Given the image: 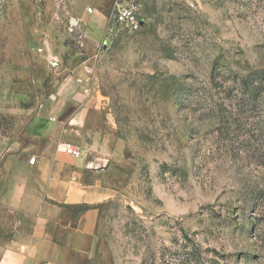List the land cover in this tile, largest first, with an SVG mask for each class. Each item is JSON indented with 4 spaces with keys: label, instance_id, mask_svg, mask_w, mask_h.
Segmentation results:
<instances>
[{
    "label": "rangeland",
    "instance_id": "rangeland-1",
    "mask_svg": "<svg viewBox=\"0 0 264 264\" xmlns=\"http://www.w3.org/2000/svg\"><path fill=\"white\" fill-rule=\"evenodd\" d=\"M79 67L121 142L93 264H264V0H0V137Z\"/></svg>",
    "mask_w": 264,
    "mask_h": 264
},
{
    "label": "crops",
    "instance_id": "crops-1",
    "mask_svg": "<svg viewBox=\"0 0 264 264\" xmlns=\"http://www.w3.org/2000/svg\"><path fill=\"white\" fill-rule=\"evenodd\" d=\"M75 23L87 45L100 41L107 17L97 7ZM83 81L81 67L64 73L42 107L0 137V264H93L100 255L105 162L121 142Z\"/></svg>",
    "mask_w": 264,
    "mask_h": 264
},
{
    "label": "built area",
    "instance_id": "built-area-1",
    "mask_svg": "<svg viewBox=\"0 0 264 264\" xmlns=\"http://www.w3.org/2000/svg\"><path fill=\"white\" fill-rule=\"evenodd\" d=\"M90 12H92V9L90 10ZM121 18H123V17L121 16ZM132 22H137V17L135 14L132 15ZM59 66H60L59 60L54 59V60L50 61V67L51 68H59ZM62 147H63L64 151L69 152L70 154H72L75 157H79L82 154V150L71 142H64ZM35 160H36V158L32 157L30 159V162L34 163Z\"/></svg>",
    "mask_w": 264,
    "mask_h": 264
},
{
    "label": "water",
    "instance_id": "water-1",
    "mask_svg": "<svg viewBox=\"0 0 264 264\" xmlns=\"http://www.w3.org/2000/svg\"><path fill=\"white\" fill-rule=\"evenodd\" d=\"M74 22H76V20H73Z\"/></svg>",
    "mask_w": 264,
    "mask_h": 264
}]
</instances>
